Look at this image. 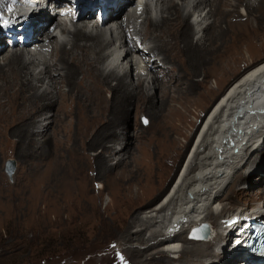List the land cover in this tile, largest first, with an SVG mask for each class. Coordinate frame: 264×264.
Segmentation results:
<instances>
[{
    "label": "bare ground",
    "instance_id": "1",
    "mask_svg": "<svg viewBox=\"0 0 264 264\" xmlns=\"http://www.w3.org/2000/svg\"><path fill=\"white\" fill-rule=\"evenodd\" d=\"M236 1L146 0L143 13L137 14L136 7L132 8L135 0L130 1L128 9L126 0H97L96 7L104 6L110 18L120 20L118 28L108 33L99 23H90L95 18L92 6H87L85 14L79 15L80 6H77L74 9L77 12L75 23L68 25L64 20H58V17L69 13L60 9L62 1L50 0L45 7L32 11L31 17L25 21L26 28L32 29L33 34L40 30L45 32V37L50 40V52L41 57L38 53L28 54L23 47L7 49L0 37V50L5 48L8 51L0 55V81L3 82L0 84V144H6L5 133L9 128L20 143L30 145L32 156L39 160L34 163L30 176L31 191L37 185L43 188L51 182H63V193L60 194L77 198L81 188L90 191V178L79 185L70 183L72 178L65 181L60 174L56 175L57 172L55 176L49 172V159L43 163L39 156L42 151L48 156V148L61 145L64 133L72 125L81 134L88 133L93 126L95 130L98 128L96 136L88 138L89 143L85 140V144L90 148L98 145L102 148L94 154L96 164L98 168L103 167L102 176L110 174L108 184L113 187L110 190L121 200L116 195V202L113 199L109 204V197L107 206L112 204L120 211V206H125L126 202V209L122 210L127 213L129 235L126 242L137 243L136 246L129 245L128 251L144 257L143 260L134 259L138 264H157L155 261L160 256L167 258L184 254L193 259L181 261L182 264H209L214 259L220 260L221 264H253V253L245 246L244 240L236 247L227 245L229 234L234 232L228 227L237 223L236 218L244 216L264 219V203L251 202L252 207L247 213H242L241 208L232 216H224L223 212L229 207L222 203L221 195L233 185L237 188L243 180L249 179L253 169L258 171L257 178L262 183L256 187L258 198L264 193V167L263 162H259L260 153L264 151V61L250 67L236 80L206 116L170 192L142 215L138 211L140 208H132L141 195L149 196L146 205L160 198L163 189L155 197L152 193L156 191L165 159L169 157L177 161L189 145L201 112L206 111L205 101L200 99L210 95L209 80L213 78L221 83L225 80L221 75L227 68L238 65L237 55L234 57L229 49L228 30L247 22L237 20L232 24L225 15L217 17L222 8L225 10L222 4ZM239 1L250 10L249 17L264 3V0ZM13 4L14 0H0V17L5 18L8 24L14 15ZM123 12L127 18L120 16ZM147 23L161 31L153 30L148 35L150 38L145 37L143 27ZM165 25L176 31L180 40H165L171 35L164 30ZM131 34L143 40V49L137 48L138 40ZM39 37L34 38L35 42L40 43L38 40L42 39ZM146 39L149 40L147 43ZM171 50H174V55L182 52L187 58L183 65L188 68L186 71L183 69L179 78L176 67L169 64L172 59L167 51ZM151 58H154L152 63ZM145 69L148 70L147 75L141 73ZM200 69H203V74L199 73ZM87 81L92 83L88 85ZM27 101L35 104L29 107ZM135 102L146 103L150 110L146 112L159 123L151 132V128L143 131L150 136L157 131L159 133L154 141L157 150L145 147L143 157L133 165V155H127L130 148L125 123L130 116V105ZM193 107L195 122L187 118L193 113ZM53 108L55 111L51 112ZM75 115L77 119L73 120ZM105 117L106 121L99 126V118L102 121ZM21 121L27 124L19 128ZM121 123L122 129L128 132L127 136L116 129V125ZM185 123L188 124L183 125ZM180 135L185 138L184 143H180ZM147 154L151 155L150 159H145ZM128 166L132 169L126 179L122 178L124 171L114 173L115 169L122 170ZM250 185L243 186L247 189L243 191L246 196L249 190L254 189H250ZM76 188L77 191L74 190ZM45 193L42 190L39 199H44ZM62 195L60 199H63ZM125 196L130 197L131 202ZM32 212L39 216V206L33 207ZM206 222L212 230L207 239L194 240L187 236L194 226ZM132 227H137L135 234L130 231ZM147 230L150 231L148 237L145 234ZM161 244L162 248L156 252H147Z\"/></svg>",
    "mask_w": 264,
    "mask_h": 264
},
{
    "label": "rangeland",
    "instance_id": "2",
    "mask_svg": "<svg viewBox=\"0 0 264 264\" xmlns=\"http://www.w3.org/2000/svg\"><path fill=\"white\" fill-rule=\"evenodd\" d=\"M245 1L248 2L249 0ZM252 1L255 2V0ZM231 3L232 2H227L222 4L225 10L222 8V11L217 17L225 15L232 24H235L237 20L247 22L246 24L239 23L240 25H235L232 29L228 30L229 35L227 41L228 45H230L229 49H231L234 57L237 55L236 58L239 59L238 65L236 66V64H233V66L227 68V71L221 75L222 77L224 76L223 78L225 79L222 80L221 83L216 82L213 78L209 80L208 85L211 87L210 95L208 98L202 96L200 99L202 102L205 101L206 111L201 112L202 116L198 119L197 130H195L189 145L182 156L180 158L178 157L177 161H172L169 157L165 159V163L163 164L164 169L161 170L162 174L157 180L156 191L152 193V196L155 197L163 189L160 198L146 205L149 196L141 195L139 198L140 200H137L132 205V208H140L138 211L141 212V215L144 213L143 211L151 209L150 207L159 203V201H161L172 189L184 167L198 131L214 105L226 93L227 89L250 69V67L264 61V3L261 4L257 12H252V16L250 17V10L248 7L244 8L241 1L238 0L233 2V4ZM241 8L244 9L242 10ZM191 16L192 13L189 14V19ZM6 24L8 23L5 18L0 17V28ZM236 27H239V30H237ZM153 28L154 27H151L150 24H145L143 27V32L146 34L145 37H149L151 32L161 31L160 29L157 30ZM163 28H165L164 30L168 31V33H171L170 36L165 37V40L170 39L168 42L173 39L180 40V35L170 28V26L165 25ZM251 33H255L253 34L254 36H251ZM161 39L164 38L161 37ZM148 41L149 40L146 39V43ZM234 42L237 44H234ZM4 49L5 48H2L0 50V55L4 52L5 54L8 52L6 51L8 48L6 50ZM167 52L172 59L169 64H172L171 67H176L177 78H179L183 69L186 71V68H188L183 65V62H186L187 58L182 52H178L177 55H174V50ZM203 72V69L199 70V73L203 74ZM162 73H160V75H162ZM197 76L201 77V75ZM134 80H136L135 77ZM200 80H202V78ZM112 82H114V80H112ZM2 83L3 82L0 81L1 85ZM91 83L92 82L87 81L88 85ZM180 84H182V82H180ZM176 90H178V88ZM32 104L34 105L35 103L26 102V105L29 107H32ZM145 105L146 103L143 102H135L130 105V116L125 123L129 132L127 140L130 149L127 151V155H133V160L131 162L133 165H135L137 159L141 156L143 157V150L145 147L151 148V151L156 149L154 141L158 138L159 131L155 132V134L152 133L151 136L144 131L151 128L149 130L151 132L156 126V123H159L155 119H152L150 113L146 112L149 109ZM107 109L109 110L110 108L107 107ZM192 109L193 113L187 118L189 121L195 122V109L194 107ZM54 111L55 109L53 108L51 112ZM37 116L38 115H35V117ZM154 117L156 118V116ZM106 118L107 117H105L104 120L101 119L102 121H100L99 118V122L101 123H99V126L102 125L103 121H106ZM76 119L77 116L75 115L73 120ZM183 119L184 118L181 120ZM28 120L26 121L28 122ZM26 121H21L22 123L18 127H24L27 124ZM186 124L188 123L183 125ZM121 126L122 123L116 125L117 131L127 136V130L125 131ZM94 127L95 126L90 128L88 133L81 134L78 132L76 126L72 125V127H70L71 129L68 128L64 133V139L61 145L55 144V147L48 148V151L46 148L45 152L47 151L48 156L43 155V151L41 152L42 156H39L43 163H47L49 159L47 163L48 169H50L49 172L52 174L54 173V176L55 172H57L56 175L60 174L59 176L62 177L61 179H65V181L72 178L73 181L69 182L79 185L87 178H90V191H85L81 188V193L76 196L77 198L64 197V195L60 194V192L63 193L61 189L63 182L61 184H59V182L57 184L56 182H51V184L46 187L42 186L43 188L37 185L33 187V191L36 195L33 194V191L30 189V176L32 175L33 167H35L34 163L37 161L39 162V160L35 156H32L33 153L29 150V148H31L30 145L20 143L18 140L19 138L14 136L13 133L9 131V128L6 129V144H0V264H138L134 259L143 260V256H136L128 251L129 245L136 246L137 243L126 242L129 235V230L126 229L128 224L127 213L122 212V210L125 211L126 209V202L125 206H120V211L112 207V204L109 207L107 206L113 199L115 200L113 201L116 202L115 196L117 195L118 197V194L114 195L112 190H110L113 188L108 184L110 174L107 173L106 176H102L101 171L103 167L98 168L96 164L97 162L94 158V154L99 152L102 148L99 145L94 148L88 147L87 143H89V140L95 137L98 132V128L95 130ZM180 136V143H184L185 138L182 135ZM1 140L2 139H0V141ZM85 140L87 141L86 144ZM108 143L110 144L111 142L109 141ZM154 156H156V153H154ZM149 157H151V155L147 154L145 159H150ZM86 158L88 159L85 161L84 159ZM7 159H14L16 163L13 180H11L5 172V161ZM259 162H263L262 165L264 167V151L260 153ZM130 169H132V166L122 168V170L115 169L114 173L117 174V171H124L122 178L126 179V176L130 174ZM163 175L165 178H163ZM250 175L252 176L247 180H243L241 182L243 184L240 183L237 188L233 185L227 193L223 191L221 201L229 208L226 212H223L224 214L222 215L232 216L241 208L243 209L242 213H247L252 207L253 202L264 203V193L261 198H258L259 195L256 190V187L262 185L257 178L259 173L257 170L253 169ZM249 185L251 186L250 189H254L249 190V194L246 196L243 191L247 189H244L243 186L247 187ZM42 190L46 191L45 195H42L46 200L45 202L44 199H39ZM74 190L77 191L78 189L76 188ZM229 194H231V199H229ZM61 195L63 199L59 198ZM89 196H93L94 199H90ZM125 198L130 201V197L125 196ZM130 202H127L128 206H130ZM36 205L40 208V214L37 217L36 214L32 212V208ZM132 216H134V213ZM212 225L215 226L214 224ZM135 230H137V227L130 228L132 234H135ZM149 233V230L145 231L147 237ZM233 234L234 232L229 234L227 239V245L229 247H231V245L233 246V244H231L233 241ZM187 236L189 237V234ZM142 247L144 248V246ZM159 248H162V244L147 252H156ZM175 256L177 257H172V255H169L167 258L160 256L159 260L155 262L157 264H180L181 261L193 259L189 254L179 255V257L178 255ZM210 261L211 259L209 258L208 262ZM147 263L150 264V262ZM209 264H221V262L218 259H214V261Z\"/></svg>",
    "mask_w": 264,
    "mask_h": 264
},
{
    "label": "water",
    "instance_id": "3",
    "mask_svg": "<svg viewBox=\"0 0 264 264\" xmlns=\"http://www.w3.org/2000/svg\"><path fill=\"white\" fill-rule=\"evenodd\" d=\"M16 163L14 159H7L5 161V172L11 180H13ZM212 233L211 226L209 223H202L199 226H194L190 233L189 238L194 240H205Z\"/></svg>",
    "mask_w": 264,
    "mask_h": 264
},
{
    "label": "snow or ice",
    "instance_id": "4",
    "mask_svg": "<svg viewBox=\"0 0 264 264\" xmlns=\"http://www.w3.org/2000/svg\"><path fill=\"white\" fill-rule=\"evenodd\" d=\"M146 122V121H145Z\"/></svg>",
    "mask_w": 264,
    "mask_h": 264
}]
</instances>
